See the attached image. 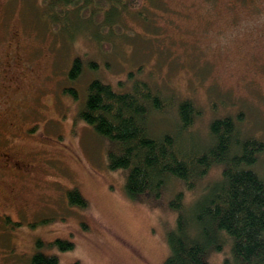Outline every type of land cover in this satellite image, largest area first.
<instances>
[{"label": "rangeland", "instance_id": "1", "mask_svg": "<svg viewBox=\"0 0 264 264\" xmlns=\"http://www.w3.org/2000/svg\"><path fill=\"white\" fill-rule=\"evenodd\" d=\"M51 1L0 0V264H30L36 252L58 264H161L176 218L170 201L181 192L189 207L221 167L191 190L169 179L159 195L128 199L123 171L107 165L108 142L79 117L87 86L98 79L124 93L147 83L165 107L149 114L150 136L174 133L188 100L197 113L174 133L181 143L194 136L205 148L210 122L225 116L240 137L264 140V50L208 38L218 4L256 0H117L105 9L94 0L81 4L83 16L70 9L61 19L50 17ZM257 160L260 170L264 154ZM74 189L86 207L69 203ZM56 239L73 248L61 251ZM227 256L225 244L208 261Z\"/></svg>", "mask_w": 264, "mask_h": 264}, {"label": "trees", "instance_id": "2", "mask_svg": "<svg viewBox=\"0 0 264 264\" xmlns=\"http://www.w3.org/2000/svg\"><path fill=\"white\" fill-rule=\"evenodd\" d=\"M89 1L94 0H52L50 17L56 12L61 19L70 9L83 16L80 11L86 6L81 4ZM97 1L104 9L119 2ZM79 74L76 59L70 76L77 78ZM164 108L161 97L143 81L135 80L128 92L117 93L94 79L87 86L79 113L80 119L108 142L107 165L123 171L125 194L130 200L150 193L159 195L169 179L191 190L213 166L221 167L220 176L206 183L189 207L184 206L181 192L170 201L176 218L166 234L168 255L161 264H210L208 256L225 244L229 256L223 264H264V166L254 169L264 154V140L240 137L237 121L225 116L210 122L205 148L198 147L194 136L181 143L174 133L190 128L197 113L188 100L176 108L174 133L150 136L148 116L158 115ZM67 197L70 204L86 207L76 189L68 191ZM53 244L61 251L73 248L61 239ZM30 264H58V259L36 252Z\"/></svg>", "mask_w": 264, "mask_h": 264}, {"label": "clouds", "instance_id": "3", "mask_svg": "<svg viewBox=\"0 0 264 264\" xmlns=\"http://www.w3.org/2000/svg\"><path fill=\"white\" fill-rule=\"evenodd\" d=\"M210 18L214 25L208 38L213 47L264 50V0L249 4L220 3Z\"/></svg>", "mask_w": 264, "mask_h": 264}]
</instances>
